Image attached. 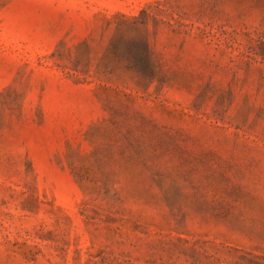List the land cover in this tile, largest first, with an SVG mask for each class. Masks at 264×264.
<instances>
[{
	"label": "rangeland",
	"instance_id": "1",
	"mask_svg": "<svg viewBox=\"0 0 264 264\" xmlns=\"http://www.w3.org/2000/svg\"><path fill=\"white\" fill-rule=\"evenodd\" d=\"M0 264H264V0H0Z\"/></svg>",
	"mask_w": 264,
	"mask_h": 264
}]
</instances>
